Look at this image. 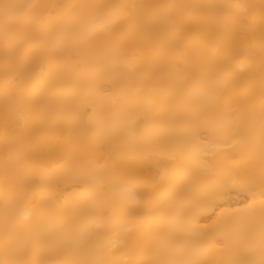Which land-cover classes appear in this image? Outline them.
<instances>
[{
    "label": "bare ground",
    "instance_id": "obj_1",
    "mask_svg": "<svg viewBox=\"0 0 264 264\" xmlns=\"http://www.w3.org/2000/svg\"><path fill=\"white\" fill-rule=\"evenodd\" d=\"M59 2L0 0V234L28 222L21 216L33 209L55 215L58 204L88 191L104 217L126 204L136 212L80 225L91 231L67 258L90 264L103 247L112 249L116 264H141L149 249L165 243L178 258L195 260L183 255L195 239L151 214L162 197L138 194L133 184L116 182L114 174L138 170L155 182L167 172L176 186L186 187L198 178L190 190L206 196L225 188L241 165L258 159L249 144H259V121L246 117L250 105L241 98L264 73V0H243L256 23L228 29L217 18L234 15L230 5L237 0H99L127 5V15L101 20L112 32L70 58L24 43L40 19L28 6ZM170 3L201 9L190 16L163 7ZM127 61L146 68L151 79L129 75ZM251 103L258 114V93ZM237 132L241 135L234 139ZM6 158L15 175L5 170ZM259 185L257 175L252 187L259 190ZM242 199L231 192L219 201L212 221L200 219L195 227L216 221L221 233L243 231ZM192 211L207 214L197 207ZM121 226L126 235L118 233ZM27 244L22 238L21 247Z\"/></svg>",
    "mask_w": 264,
    "mask_h": 264
},
{
    "label": "snow or ice",
    "instance_id": "obj_2",
    "mask_svg": "<svg viewBox=\"0 0 264 264\" xmlns=\"http://www.w3.org/2000/svg\"><path fill=\"white\" fill-rule=\"evenodd\" d=\"M33 16L39 17L31 34L24 43L28 46L58 52L62 57L79 56L96 41L106 39L113 28L110 23H101V20L110 22L127 15V5L118 2H104L99 0H61L56 4L40 3L28 6ZM167 10H179L187 15H196L201 6L195 3L164 4ZM235 10L232 16L224 15L217 18L218 24L228 29L241 24L256 23L255 17H248L247 12L251 5L237 0L230 5ZM103 13V15H102ZM173 29L178 26L173 22ZM261 32V60L264 63V16L260 21ZM253 56V49L244 50ZM8 50H5L7 56ZM201 71L205 70L202 66ZM129 75L145 82L151 79V74L144 67L127 61ZM259 94V113L255 110L252 100ZM241 102L250 105L246 117L255 123L259 121V144H249L253 152H258V159L249 165H241L240 169L230 173L231 182L223 189L213 190L206 196L194 194L190 189L199 183L198 178L186 186H176L173 177L167 172L160 175L158 181L153 182L145 178L142 171L134 170L128 173H116V182L133 184L137 193L145 197L161 196L157 208L152 215L158 217L168 228L176 233L190 236L195 239V245L186 249L183 255H194L195 260L189 261L178 258L177 254L165 243H158L146 252L147 259L141 264H264V73L258 82H253L248 93L241 98ZM212 103H216L215 100ZM235 116L236 114H231ZM235 127V121H228ZM8 133L5 132V149L12 145L7 142ZM237 132L233 137H240ZM11 161L5 159L3 166L11 175L16 171L10 167ZM260 178L259 190L252 187L256 176ZM243 196L238 203L244 205L241 210L245 213L242 222L243 231L221 233L216 221L206 223L203 228H196L195 223L200 219L212 221L216 208L221 207L219 202L228 197L231 192ZM194 207L201 208L204 214H193ZM103 209L97 204L96 196L85 191L80 198L58 204V212L50 215L44 210L33 209L22 215L21 219L28 221L19 223L12 228H5L0 234V264H80L67 258L66 253L79 246L80 237L85 231L79 227L88 222L100 219L109 221L134 214L136 209L126 204L115 215L104 217ZM118 233L127 234L122 226ZM27 237V247H21V239ZM219 247H213V245ZM114 255L111 248H97L90 264H116L111 258ZM219 257L218 259L209 257Z\"/></svg>",
    "mask_w": 264,
    "mask_h": 264
}]
</instances>
